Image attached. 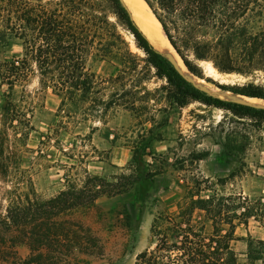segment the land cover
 <instances>
[{"label":"rangeland","instance_id":"obj_1","mask_svg":"<svg viewBox=\"0 0 264 264\" xmlns=\"http://www.w3.org/2000/svg\"><path fill=\"white\" fill-rule=\"evenodd\" d=\"M125 37L142 57L132 38L126 33ZM22 52L21 40L11 39L0 45V63ZM206 62H200L204 77L186 67L181 71L210 95L244 103L240 97L247 95L232 89L247 91L250 85L264 89V69L250 74L217 70L215 77ZM87 67L107 77L117 74L121 63L90 56ZM162 84L163 80L152 78L136 86L137 95L149 93L133 108L115 105L100 117H60V98L51 88L39 87L35 76L29 78L25 87L35 101L29 117L32 128L15 147L18 167L0 174V264H165L170 262L167 252L151 255V251L158 243L165 246V233L167 243H179L188 229L206 245L229 234L221 244L228 243L236 264H248V241L264 240V115L241 118L198 101L179 107L159 89ZM113 89L107 87L99 95L106 98ZM8 134L13 139L10 129ZM137 147L138 153L144 148L151 153L143 159L156 172L152 180L159 182L168 173L183 179L182 195L171 206L158 201L165 199L161 194H140L139 182L86 207L52 215L49 200L70 184L81 185L84 168L109 182H122ZM16 196L21 198L19 204ZM24 206L37 220L14 224L12 215ZM140 252L147 254L138 259Z\"/></svg>","mask_w":264,"mask_h":264},{"label":"trees","instance_id":"obj_2","mask_svg":"<svg viewBox=\"0 0 264 264\" xmlns=\"http://www.w3.org/2000/svg\"><path fill=\"white\" fill-rule=\"evenodd\" d=\"M145 1L194 75L204 77L202 61H210L221 73L250 74L264 69V0ZM125 33L143 52L142 57L131 50ZM11 39L21 40L23 52L20 57L0 63V89L5 86L0 108V174L9 167H18L15 147L32 128L29 117L33 116L35 101L25 87L31 76L37 78L39 87L51 88L60 98V117H100L115 105L133 108L149 93L137 95L134 88L152 78L164 81L159 89L165 90L171 103L179 107L198 101L241 118L264 115V108L223 101L194 85L153 46L122 0H0V45ZM90 56L118 59L121 67L115 75H98L87 67ZM141 62L143 66L139 68ZM250 86L252 89L247 91H232L264 98V89ZM107 87L114 89L104 98L99 94ZM145 151L144 148L138 153V147L133 149L127 166L129 174H121L122 182L117 176V181L109 182L84 168L81 185L70 184L49 200L52 215L86 207L103 195L113 196L134 183L152 180L156 172L148 169L143 156L151 153ZM16 198L19 204L21 198ZM26 202L31 203L28 196ZM204 202H210V198ZM30 214L28 206L18 208L12 215L13 223L37 220L36 215ZM228 236L220 235L214 245H206L199 234L188 229L179 243L170 244L165 233V246L158 243L151 255L157 250L167 252L170 262L165 264H236L228 243L220 241ZM146 254L140 252L137 258ZM247 258L248 264L264 260V240L248 241Z\"/></svg>","mask_w":264,"mask_h":264},{"label":"bare ground","instance_id":"obj_3","mask_svg":"<svg viewBox=\"0 0 264 264\" xmlns=\"http://www.w3.org/2000/svg\"><path fill=\"white\" fill-rule=\"evenodd\" d=\"M124 1L129 7L136 23L142 29L144 34L148 37L153 46L157 50H159L163 55L168 57V59L170 58L175 60L176 64L184 72L186 66L184 65L181 57L177 54V52L174 50L171 43L167 39L160 22L149 7V4H147L145 0ZM206 66L209 73H211L215 77L219 75V72L210 61L206 62ZM240 98L242 99L241 101L246 104L258 107L264 106V99L262 98L254 96H241Z\"/></svg>","mask_w":264,"mask_h":264},{"label":"crops","instance_id":"obj_4","mask_svg":"<svg viewBox=\"0 0 264 264\" xmlns=\"http://www.w3.org/2000/svg\"><path fill=\"white\" fill-rule=\"evenodd\" d=\"M183 179L177 175H172L171 173L165 174L159 182L156 180H144L138 185L139 193L151 195V197L157 195H163L165 199L158 200L167 203L169 206L173 204L182 195L183 189ZM145 210L141 212L140 218L143 219Z\"/></svg>","mask_w":264,"mask_h":264},{"label":"water","instance_id":"obj_5","mask_svg":"<svg viewBox=\"0 0 264 264\" xmlns=\"http://www.w3.org/2000/svg\"><path fill=\"white\" fill-rule=\"evenodd\" d=\"M124 3H125V1L124 0H122ZM126 4V3H125ZM163 29V28H162ZM164 31V30H163ZM165 33V32H164ZM166 35V34H165ZM167 37V36H166ZM168 39V38H167ZM173 47V46H172ZM175 50V49H174ZM176 51V50H175ZM178 54V53H177ZM179 55V54H178ZM173 63V62H172ZM176 67H177V69L182 73V71H181V69H180V67L178 66V65H176V62L175 63H173ZM185 65V64H184Z\"/></svg>","mask_w":264,"mask_h":264}]
</instances>
